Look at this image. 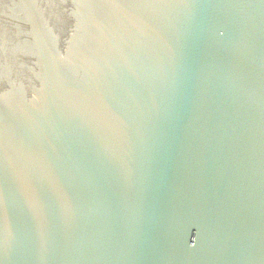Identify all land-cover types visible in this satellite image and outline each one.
<instances>
[{
  "label": "water",
  "instance_id": "95a60500",
  "mask_svg": "<svg viewBox=\"0 0 264 264\" xmlns=\"http://www.w3.org/2000/svg\"><path fill=\"white\" fill-rule=\"evenodd\" d=\"M0 264H264V0H0Z\"/></svg>",
  "mask_w": 264,
  "mask_h": 264
}]
</instances>
